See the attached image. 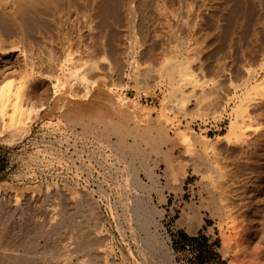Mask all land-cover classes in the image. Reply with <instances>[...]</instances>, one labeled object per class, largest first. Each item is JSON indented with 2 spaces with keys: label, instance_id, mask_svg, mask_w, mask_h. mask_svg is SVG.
<instances>
[{
  "label": "rangeland",
  "instance_id": "obj_1",
  "mask_svg": "<svg viewBox=\"0 0 264 264\" xmlns=\"http://www.w3.org/2000/svg\"><path fill=\"white\" fill-rule=\"evenodd\" d=\"M94 1L77 0L72 8L73 16L71 18L68 16L69 10H65L56 15L47 16V20L29 21L24 33H20V30L18 31L11 24V26L8 25L10 26L9 29L4 28V25L7 24L4 21L2 26L3 21L0 19V47L12 45L17 46L19 49L7 54L6 51L0 48V87L8 85V88L10 87L14 93L16 92L15 94L17 95L14 94L16 96L15 99L18 97L17 100L21 102L23 107L28 103L27 109L28 107L30 108L29 105L32 102V99L28 100L31 102L24 101V83L27 80L28 71L31 70L36 75L47 74L49 76L50 74H48L50 70L45 68L42 63V57L45 56L44 52L47 48L53 47L55 54H58V57L54 56V59H52L55 64L57 62V67L63 62L62 59L57 58H61L64 55V53H60L59 43L65 46L66 56L68 55L69 57L68 63L78 62V60L80 62V53L86 49L96 52L95 44L99 41L95 37L98 34L97 26L95 24L87 26L76 20V17L91 11ZM234 1L241 3L247 12H236L231 24L227 27L228 21L225 16H229L228 10L222 9L220 15L222 22L219 24L216 44L213 45L215 47L214 53H212L211 46L207 42L198 43L196 41L199 35L197 36L196 34L198 31L195 28L194 12L190 10L188 4H186V7L181 8L178 0H175L174 3L171 2L168 5V12H171L172 16L167 18L154 12L156 20L157 18H160V20H157V26L152 31L154 35H152V39L149 42H142V45H138L134 52L126 51L123 53L124 62L120 61L118 63L120 69L124 68L123 79L125 84L116 87L117 92L97 93L96 98L88 101V103L81 104L83 107H79V105L76 107L75 105L74 116L81 120L85 119L88 121L92 119L97 121L96 123L102 129L110 126L109 124L116 125L117 130L124 133V137L130 144L127 153L130 155L128 157L131 167L133 163V166L136 165V167H142L143 164L146 165L145 163H147L146 166H153V164L157 163L160 155L157 154L152 146L151 140L159 129L170 128L169 134L171 136H175L177 132H186V136H190L193 132L198 136L209 139H217L225 135L230 129L232 120L236 117L234 108L238 98L235 97L243 98L245 93L249 91L256 93L264 90V76L260 73L261 64L264 62V0H230V4H234ZM11 5L12 0H0V15L7 18V10ZM106 6L103 8L105 9ZM181 17L182 20H180ZM24 45L27 52L31 55L30 58L24 57ZM188 48L192 50L193 58L197 59L196 62L199 64H202L208 55H212L211 61L216 67L214 75L216 80L215 88H212L214 81L210 80L212 77L208 75L207 71H204V74H198L196 77L197 81L188 83L180 91L172 93L166 88H164V91L161 90L155 82L152 86L146 88L144 87L143 78L136 79L132 75V62L137 61L138 69H150L152 72L151 77L154 79L155 77L159 78L165 68L170 67L172 64L176 65L183 59L182 52ZM195 51H197V56H195ZM95 52L91 53L90 56H86V60L97 57L99 53ZM254 56L258 58L255 59ZM256 60L257 62H255ZM67 62L64 61V65ZM82 62L83 60L80 63ZM112 70L113 78L117 82L119 75L114 65ZM51 76L53 74L49 77ZM196 92H199V94H196ZM33 94L30 92L28 99L31 97L34 102H37L39 97L38 95L32 97ZM25 102L27 103L25 104ZM100 109L103 113L98 112ZM216 110L222 111V118L214 116V111ZM100 113L101 115H99ZM30 115H32L31 112ZM59 115L58 110L51 114L42 113V116L31 124L32 130L30 133L16 144H12L6 137L0 136L2 138L0 139V191L22 192L27 200L32 194L37 196L35 201L28 200L31 204L24 215L25 217L28 216L26 219L29 216L31 218V220L27 221L24 217L26 222H24V225L34 229L33 232L36 229L38 230L36 231L38 234L36 232L31 233L32 230L30 228L24 227V231H26L24 235L26 237L31 236V238L30 236L26 238L29 243H24V264H65L66 262V255L62 251L64 248H60L63 247L62 244L64 242H67L66 238L68 234H71V227H66L64 232L56 235L55 240L53 236H49L48 239V235L44 236L42 231L35 225L37 220L44 219L42 217L45 216V208L47 207L49 210V208L53 207L52 203L56 201L55 199L53 201L48 200L49 197L45 198V189L47 188L54 190L55 187L65 186L67 189V186H69L68 191L70 188L78 191L84 185H89L88 188L97 190L98 195H101L104 191L110 193L109 200L112 202L116 200L119 203L117 205L122 221L126 223V226L129 223V220L126 221L130 216L127 206H125L126 208L124 207L122 195L120 194L119 196L118 194V191L120 193L122 188L120 189L116 177H111L113 171L116 170L113 165H110L112 159L105 155L109 158L106 160L105 156L103 158L102 155L100 157L98 154L97 157L100 158V161L96 162L93 159V164L88 165L92 157L90 149L93 146L91 143H93L97 135L95 133L88 136L79 134V131L82 132L80 124H72L70 120L59 118ZM246 115L248 116L243 118L240 123V136L237 138L236 143L232 146L223 144L224 146L222 145V147L218 148L216 153L219 157L217 169L224 172L230 171L231 174L236 171L237 177L235 179L239 182L234 188L237 189V193H244L243 197L239 196L236 199L237 196L234 194L236 196L235 200L234 197L232 198L233 202L240 204L239 209L234 210V216L240 220L247 218L252 229L237 234L232 230H228V220L225 222L224 219L218 217L219 215L215 212L216 207L218 205L224 207L225 203L223 201L214 202L215 200H212V195L208 188V181L214 179L216 174L213 173L212 176L210 175L205 180L201 173L197 174L194 172L191 167L190 154L193 150L202 149V146L200 144L190 145L186 142L178 147L177 163L172 165L165 163V161L161 163L162 167L159 173L162 175V185L154 188L155 199L149 202L144 195L146 192L140 191L143 201L145 200L143 205L147 203L149 205H147V208L149 207L148 209L152 212L148 211L150 214L147 213L146 217L149 227L137 230L139 244L135 243L131 237L123 239L121 231L117 230L114 217L108 211V205L103 204V210H106L107 216L109 215L108 221L106 220V232H103L106 235L108 233L107 236L105 235L106 237L109 236V238H106L107 241H105L106 251L109 250V260L112 257L111 259H115L117 264H130L131 262V264H136V261L140 260L141 264L142 262H146L145 264H232L233 256L226 255L222 250L224 236L228 237L229 235L232 243H241L249 254L256 253L254 256L259 259V262L264 263V190L260 192V189L264 188V117L249 116L248 112H246ZM96 116L99 117L98 120L95 119L98 118ZM63 130H66L67 132L65 133L67 134H64ZM76 133L82 137L79 139V135ZM58 137L59 141H57ZM69 138H71V141ZM63 140L65 141L63 142ZM71 142L73 145H69V147L68 144H72ZM75 147L76 149L74 150ZM167 147L163 146L164 152L165 150L169 152V148L172 145ZM130 157L134 161H131ZM71 160L75 161L74 165H71L73 163ZM84 164L87 166L86 168H84ZM184 167L189 168L190 174L185 190L179 192L175 185L174 188L170 186L171 183L168 180L171 179L172 182L177 177H181L184 173ZM101 169L105 171L102 172ZM52 170L53 172H51ZM167 173L170 178L166 176ZM87 182L89 183L87 184ZM77 183L78 187H76ZM99 184H102L103 190L99 189ZM73 190L71 189L70 192L76 193ZM160 190L163 192L161 193ZM43 203L46 204H44L42 209L40 206ZM112 206L115 205L113 204ZM193 206L200 210L203 217V224L195 233H192L189 228L191 222L194 221L193 210H191L195 208ZM248 209H250V212H247ZM38 210L42 213L40 214ZM34 212L39 213L40 216L37 213L36 216ZM2 215H0V218L5 217ZM8 219L6 218L5 220ZM239 219L238 221H240ZM15 231L17 232V230ZM15 231H10L12 237L17 236L18 233ZM29 232L30 234L27 235ZM62 233L66 235L62 237ZM149 236H153L156 239V241L153 239L155 247L156 242L161 245L164 241L169 243L170 250H167V252L169 251L167 257H165V254L161 256L155 247L151 253L149 252L151 255L148 251L142 249L144 241ZM189 236L197 237L198 240L195 243H191L188 241ZM128 238L131 239L129 240ZM129 246L133 250L134 256L130 254ZM141 250L144 252V254L142 253L143 257L139 253ZM42 252H44L43 255ZM135 252L138 253L136 254ZM72 255V264H82L80 261V258L83 257L82 253L74 252ZM124 255H127L126 258L128 259Z\"/></svg>",
  "mask_w": 264,
  "mask_h": 264
},
{
  "label": "bare ground",
  "instance_id": "obj_2",
  "mask_svg": "<svg viewBox=\"0 0 264 264\" xmlns=\"http://www.w3.org/2000/svg\"><path fill=\"white\" fill-rule=\"evenodd\" d=\"M76 1L77 0H12V5L7 10V18L0 15V19L3 21V23L2 21L1 23L3 26L5 21L7 25H4V28L6 29H9V27L12 25V27H15L18 31L20 30V33H24L25 28H27V23L29 21L31 22L39 19L47 20V16L56 15L57 13L65 10H69L68 16H70L71 18L73 16L72 8ZM174 1L175 0H105L104 2V0H95L92 5L91 11L89 13H83L82 16L76 17V20L87 26L92 24H95V26H97L98 34H96L95 37L99 41L97 44H95L96 52L94 50L91 51L90 49L88 50L86 49L80 53L81 56L79 57V59L81 61L83 60L82 63H80L81 61L79 62V60H78L79 63L75 61L73 63L70 62L68 63L67 60L69 57L68 55L66 56L65 46L59 43L60 45L58 44V46L60 48V53H64V55L61 58H57V59H62L63 62L66 61L67 64L65 63L64 65L62 60H60V62H62L63 65L61 64L60 66L57 67L56 66L57 62L55 64V62L52 61V59H54V56L58 57V54H55L53 47L47 48V50L44 52L45 58L42 57L43 59L42 63L45 66V68L50 70V72H48L49 70L47 71L48 74L50 73L49 76L52 74L53 76L49 77L47 74L36 75L31 70L28 71L27 80L24 83V101L25 100H27V102L32 101L29 105L30 108L28 107V109H27L28 103L25 102V104L26 103L27 104L24 105L23 107L21 102L17 100L18 97L17 99H15L16 96H14V94L16 92L14 93L10 89V87L8 88V85H3L2 87H0V136L1 137L4 138L6 137L7 140L10 141L12 144H16L20 142V140H23V138H25L30 133V131L32 130L31 124L35 120L39 119L42 116V113L51 114L56 110H58L60 113L59 118H65L66 120H70L72 124H76V125L80 124L82 126V132L79 131L78 132L79 134H84L88 136L92 133H95L97 135L93 143H91L93 147H91L90 150L93 158L89 157L90 163L88 162L89 163L88 165L93 164V159L96 162L100 161V158L97 157L98 154L100 155V157L102 155L103 158L105 155H107L112 159L110 165H113L116 169L111 174V177L112 176L116 177V180L118 181V185H120V189L122 188L120 193L118 191V194L119 196L120 194L122 195L123 205L124 207L127 206V210L130 214L127 220L124 218L126 221L129 220L127 226L125 225L126 223L122 221L120 217V212L117 205L118 201L114 200L115 202H112L111 200H109L110 193L104 191L103 193H101V195H98L97 190H90L88 188L89 185L88 186L84 185L82 188H79L78 191L77 190L75 191V189L73 190V188H70V190L72 189L76 193H74L73 191H72L73 193H71L70 190L68 191L69 186H67L68 187L67 189L65 186L55 187L54 190H51V188H47V189L44 188L46 190V196L44 195L45 198L47 199L49 197L50 199L48 198V200L53 201V199H55L56 201L52 203L53 207L50 206L52 208H49V210L45 205L46 208L45 207L44 208L46 211L43 210L45 211V216L42 217L44 219H41L40 217L41 220H37L35 225L42 231L44 236L48 235L47 236L48 239L49 236L51 237L53 236V238L55 239L56 238L55 236L59 235L61 232H64V229L66 227L67 228L71 227L70 228L71 234H68L66 238L67 242H64V244H62L63 245L62 248L59 247L61 244L57 246L60 249L64 248L62 251L66 255L65 264L66 263L72 264L73 262L72 254L74 252L83 254V257L80 258L82 264H117L115 259L114 260L111 259L112 257L110 258L111 261L109 260L108 258L109 250L106 251L107 248H105V241H107L106 238H109V236L106 237L108 233L106 235V233L103 232L104 231L106 232L107 229L106 220L109 215L107 216L106 210H103L102 208L103 204L108 205V211L114 217L116 221L115 222L116 226L118 228L117 230L121 231L123 239L124 238L126 239V237H131L135 243L139 244L138 242L139 236H137V230L147 229L149 227V224L146 221V217L148 214H150L148 213V211H151L150 209H148L149 207L147 208L148 205L147 203L146 205H143V202L145 200L143 201V197L141 196L142 194L140 191L146 192L144 195L149 202H152L153 199H155L153 190L155 187L157 188L160 185H162V175L161 173H159V170L162 167L161 163H163L164 161L165 163L167 162V164H171V165L177 163L176 157L178 156L176 155L179 150L178 147L186 142H188L190 145L200 144L202 146V149L200 150L192 149L193 151L190 154V160L192 161L191 167L193 168L194 172H196L197 174L201 173L204 176L205 180L206 178L208 179L210 175L212 176L213 173L216 174L214 179L208 181V188L212 195V200L213 199L215 200L214 202L223 201L225 203L224 207H221L219 205L216 207L215 212L219 215L218 217L224 219L225 222H227L226 220H228L227 222L228 230L229 231L232 230L237 234L252 229L251 224L250 222H248L247 218L240 220L239 218L234 216V210H236L240 206V204L233 202L232 198L234 197L235 200L236 196H237L236 199L239 196L243 197L244 193L243 192L237 193V189L234 188L235 185L238 184L239 182L237 179H235L237 177L236 171L234 174H231L230 171L224 172L217 169V165L219 164V157L216 152L218 148L222 147L223 144H225V146L226 145L232 146L234 143H236L237 138H239L240 136L239 134L240 123L242 122L243 118L248 116L246 115V112L249 113V116L252 115L254 117H264V90L256 93H252L249 91L245 93V96L243 98H240L238 96L235 97L238 98L236 107L234 108V113L236 114V117L232 120L229 131L225 135L220 136V138L209 139L206 137L198 136L193 132L190 136H186V132H177L175 136H171L169 134L170 128L159 129L155 134V137L151 140L152 146L155 148L157 154L160 155V157L157 159V163H155L156 161L154 162L156 165L153 164V166H146L147 163H145L146 165L143 164L142 167H136V165L133 166L134 164L133 163L131 167L130 159L128 157L129 154L127 153L130 144H128L129 142L124 137V133L122 131L117 130L116 125L109 124L110 126H107L105 129H102L99 126V124L96 123L97 121H93L92 119L88 121H86L85 119L81 120L74 116L75 108L78 105L79 107L81 106L83 107V105L81 104L88 103V101L96 98L97 93L100 92L106 93L107 91L117 92L115 88L119 87L120 85L123 86L125 84V80L123 79V76L125 74L123 70L124 68L120 69L118 66V63L120 61L124 62V58L122 57L123 53H125L126 51L134 52L135 48L138 45L139 46L142 45V42H149L152 39V37L154 36L152 34V31H154L155 27L157 26L156 25L157 20L158 19L160 20V18H157L156 20V17L154 16V12L164 18L172 16V13L168 12V8H169L168 5L171 2L174 3ZM178 2L181 8L186 7V4H188L190 10L194 12L195 28L198 31L196 34L197 36L199 35L196 38V41L198 43L207 42L211 46L212 53H214L215 50V47L213 45L216 44L218 38L219 24L222 22L220 19L222 9L228 10L229 16H225L226 20L228 21L226 24L227 27H229V25L231 24V21L233 20V17L235 16L236 12L238 11L240 12L244 11V13L247 12V10L243 8L241 3L234 1V4H230V0H178ZM104 5L106 6L105 9L103 8L105 7ZM180 20H182V17L180 18ZM0 48L1 50L6 51L7 54L19 50L17 46H12V45L1 46ZM93 52L99 54L97 55V57H94L93 59L86 60V56H90L91 53ZM195 52H196L195 56H197V51ZM182 54H183V59H181V61L176 65L172 64L170 67L165 68L162 71L161 77L159 78L158 77L157 78L155 77V79L152 78L151 77L152 72L150 69H145V70L138 69L137 61L132 62V67H133L132 75L136 79L143 78L145 82L144 87L146 88H149L155 82L157 87L160 88L161 90L164 91L165 90L164 88H166V90L168 89V91L172 93L175 91H180V89L186 87L188 83L197 81L196 78L197 75L200 73L204 74V71H207L208 75H211L212 77L210 80L214 81L212 88H215L216 80L214 75L216 73V67L214 63L211 61L212 55H208L207 59L202 64H199L196 62L197 59L193 58L194 55L190 48L184 50ZM25 56H27V58L31 57L30 53H28L26 50V46L24 45V57ZM257 58L258 57H255V59ZM255 62H257V60ZM113 65L114 68L117 69L119 75V80L117 82L113 78V70H112ZM260 73L261 75L264 76V62L263 64H261ZM30 92L35 94V95L33 94L32 97L38 95L39 98L37 99V102H34L33 101L34 99L31 97L30 99H28L30 96ZM196 94H199V92H196ZM30 112L32 115H30ZM98 112H102L101 109ZM214 112H215L214 116H216L217 118L223 117L222 111L216 110ZM99 115H101V113ZM95 119L98 120L99 117ZM63 131L64 134H67L65 133L67 132L66 130ZM114 136L116 137L115 139ZM78 137L80 139V137L82 136L79 135ZM69 139L71 141V138ZM57 141H59V137ZM64 141L65 140H63V142ZM45 145H47V143H45ZM69 145L72 146L73 143L68 144V146ZM171 145L172 147L169 148V152H167L166 150L164 152L163 146L169 147ZM48 146H50V144H48ZM75 149L76 147L74 148V150ZM48 154H49V150H48ZM108 157H106L107 159L106 158L105 159L108 160L109 159ZM132 160L133 159L131 158V161ZM72 162L73 163L71 165H74L75 161ZM178 163L182 165L181 162L178 161ZM86 167L87 166H85L84 168ZM51 172H53V170ZM167 172L169 173V171ZM168 173L166 175L167 177H169ZM189 174H190L189 168L184 167V173L181 177H177L175 180H172V182L171 179H169L170 177L168 178L169 179L168 181H170L169 183H171L170 186L174 188L175 185V187H177L179 192H183L185 190V186ZM88 183L89 182H87V184ZM252 186H254V184ZM76 187H78V183ZM99 189L102 190L104 189L102 184L100 185ZM263 190L264 188L260 189V192H262ZM162 192L163 191H161V193ZM234 194L236 196H234ZM34 196L35 195L32 194L28 200L35 201V198L37 196L35 197ZM26 200L27 198H24V194L22 192L20 193L16 191L15 192L0 191V215L3 214L6 218H9L8 220H5L6 218L3 215L2 216L4 218L2 217L0 218V264H24V243L25 244L29 243V241L27 242L26 238L30 236L29 234L31 232L30 231L27 234L29 235L28 237L24 235L25 234L24 232H26L24 231V227L27 226L24 225V222L25 220L27 221L31 220L30 216H29L30 219L29 218L26 219V217L28 216L26 217L24 216L26 213L25 211L27 210L28 206L31 204L28 200L27 201ZM44 204L46 203H43V205L40 207L42 208ZM113 204L115 206H112ZM193 207L195 208H192L191 210H193L194 221L191 222L189 228L192 233H195L196 230L200 228L201 225L203 224V217L200 210L196 206ZM40 210L38 211L41 214L42 212H40ZM247 212H250V209H248ZM36 213L34 212L35 215ZM39 213L37 214L39 215ZM238 219L240 221H238ZM8 221L10 222V224ZM27 224L29 225V223ZM12 230L14 231L17 230V232L15 231L16 233H18L16 237H12V235L10 234V231ZM31 230H32L31 233L38 231L37 229L34 232H33L34 229ZM224 232L225 230L223 231V234ZM36 233L38 234V232ZM65 235H63L62 233V237ZM57 239L59 240V238ZM63 239L65 240V238ZM153 239L156 241V239L153 238V236H149L148 239L144 241L145 243L142 249L148 251V253L149 252L151 253V251L155 247V243H153ZM155 248H157L161 256L165 254V257H167L168 256L167 253L169 252V251L167 252V250H170V245L167 241H164L162 245L159 243L157 244L156 242ZM129 249L131 251L130 254L133 255L134 253L130 246ZM222 250L226 255L233 256L234 260L232 258L233 260L232 264H262L261 262H259V259L254 256L256 253L249 254L248 250L245 249V247H243L241 243L238 244L232 243V240L230 239L229 235L228 237L224 236ZM139 253H141V256L142 253L144 254L142 250ZM43 254L44 252H42V255ZM124 257L126 258L127 255H124ZM147 258L149 259V257ZM140 261H136V264L137 262L138 264H141ZM145 263L146 262L144 263L142 262V264Z\"/></svg>",
  "mask_w": 264,
  "mask_h": 264
},
{
  "label": "trees",
  "instance_id": "obj_3",
  "mask_svg": "<svg viewBox=\"0 0 264 264\" xmlns=\"http://www.w3.org/2000/svg\"><path fill=\"white\" fill-rule=\"evenodd\" d=\"M198 240L197 237H188V241H190L191 243H195Z\"/></svg>",
  "mask_w": 264,
  "mask_h": 264
}]
</instances>
